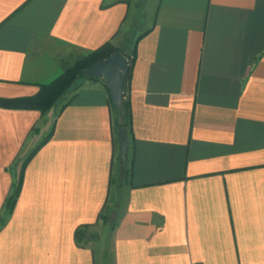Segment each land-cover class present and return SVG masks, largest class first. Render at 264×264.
<instances>
[{
	"label": "crops",
	"instance_id": "0c3cea01",
	"mask_svg": "<svg viewBox=\"0 0 264 264\" xmlns=\"http://www.w3.org/2000/svg\"><path fill=\"white\" fill-rule=\"evenodd\" d=\"M141 35L114 226L98 219L119 145L107 81L80 79L45 113L0 105V212L13 166L52 132L0 230V264H264V0H0V98L35 96Z\"/></svg>",
	"mask_w": 264,
	"mask_h": 264
},
{
	"label": "trees",
	"instance_id": "16d2710c",
	"mask_svg": "<svg viewBox=\"0 0 264 264\" xmlns=\"http://www.w3.org/2000/svg\"><path fill=\"white\" fill-rule=\"evenodd\" d=\"M143 35V34H142ZM138 37L134 41L133 48L126 51L123 48L116 47L110 42L104 44L100 48L79 57L73 64L67 66L64 72L53 80L50 83L41 85L39 93L32 97H22V98H0V105L9 107V108H26V109H38L42 112H47L51 110L60 98L68 92V90L80 79L90 78L95 79L97 77H88L86 74V69L96 61L108 58L113 53L121 51L128 58V71L124 75V92H123V106L121 108L117 107L110 96L111 101V117L112 123L115 130L118 131L119 127H126L129 130V133L132 132V108L129 98L126 95V90L132 80L133 69L137 58V43L142 37ZM107 88L110 92V88L107 85ZM52 133V132H51ZM49 136L35 149L30 155L22 162L21 170L19 175L13 180L10 191L6 197L5 203L0 212V230L6 225L8 219L14 211L18 197L23 187L25 168L36 153L37 149L46 143L51 136ZM117 144V149L119 145ZM119 167L121 171L119 172L120 176L130 175V170L127 168V162L122 163L120 155L118 153ZM112 179V178H111ZM112 183V180H111ZM108 204V203H107ZM105 204L103 210L99 214V220H102L103 223H108L109 216L105 215V209L107 207ZM94 224H82L75 231V240L79 246H87L90 241L89 229Z\"/></svg>",
	"mask_w": 264,
	"mask_h": 264
},
{
	"label": "water",
	"instance_id": "95a60500",
	"mask_svg": "<svg viewBox=\"0 0 264 264\" xmlns=\"http://www.w3.org/2000/svg\"><path fill=\"white\" fill-rule=\"evenodd\" d=\"M128 71V58L121 51L113 53L91 64L86 69L88 77H103L110 88L113 103L121 108L123 106L124 75ZM119 154L121 162L125 163L128 151L129 130L126 127L118 128Z\"/></svg>",
	"mask_w": 264,
	"mask_h": 264
},
{
	"label": "rangeland",
	"instance_id": "374dc122",
	"mask_svg": "<svg viewBox=\"0 0 264 264\" xmlns=\"http://www.w3.org/2000/svg\"><path fill=\"white\" fill-rule=\"evenodd\" d=\"M145 1V0H144ZM152 2H155V0H152ZM142 10V11H145L143 8H139V11ZM136 21H142L139 25V28L141 27L142 23H143V20L142 19H138ZM135 21V22H136ZM138 24H136L135 26H137ZM132 41V40H131ZM132 44L133 41L131 42ZM130 40L128 42V44L130 45ZM74 63V62H73ZM71 63V64H73ZM69 64V65H71ZM68 65V66H69ZM64 72V71H63ZM74 86V85H73ZM72 86V87H73ZM70 88L69 90H72L73 88ZM68 90V91H69ZM68 95H67V92L60 98V100L57 102L56 105H58L59 103H62L63 100L67 99ZM60 105V104H59ZM58 105V106H59ZM57 106V107H58ZM56 107V108H57ZM55 110V109H54ZM54 112V111H53ZM36 145H40V144H35ZM35 148V147H34ZM33 148V149H34ZM32 151L31 148H28L27 149V153L29 154L30 152ZM118 153H119V149L117 150V156H118ZM27 154V155H28ZM25 155V154H24ZM26 155V156H27ZM116 156V157H117ZM24 161V159H21L20 161H18V163H16L14 166H13V170H15L16 172V177L19 175V172L21 170V165H22V162ZM116 170H115V177H116V181H115V184H114V191L111 193V198L109 200V203L107 204V207L105 209V215L109 216V220H108V223L109 226H114L116 223H117V219H118V216H119V212L122 211V209L124 208V202H125V199H126V195H127V189H128V186L125 184V180L128 179V175H122V176H119L118 175V171L117 170H121L120 167H119V161H118V158H116ZM14 172V171H13ZM15 179V177L13 178V180ZM92 243L94 241V236H92L91 240H90Z\"/></svg>",
	"mask_w": 264,
	"mask_h": 264
}]
</instances>
